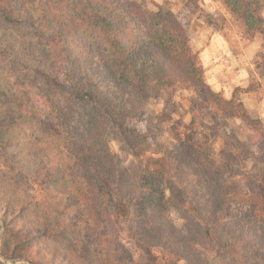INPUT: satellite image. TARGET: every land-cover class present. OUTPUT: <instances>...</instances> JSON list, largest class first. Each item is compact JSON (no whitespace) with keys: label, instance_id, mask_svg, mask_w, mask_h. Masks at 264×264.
Here are the masks:
<instances>
[{"label":"trees","instance_id":"16d2710c","mask_svg":"<svg viewBox=\"0 0 264 264\" xmlns=\"http://www.w3.org/2000/svg\"><path fill=\"white\" fill-rule=\"evenodd\" d=\"M221 1L242 22L245 37L264 34L259 0ZM106 11L110 15H99ZM70 34L78 36V56L67 40ZM189 42L185 25L173 12H151L131 0H0V57L17 59L21 46L22 66L36 77L33 84L40 78L52 87L46 90L47 113L30 111V124L61 139L67 153L63 180L80 186L77 198L95 215V225L114 235L116 215L129 206L140 240L168 252L174 261L213 264L212 258H222L231 248L228 253L236 259L223 258L220 264H264V128L242 103L211 89ZM32 54L39 57L32 59ZM178 85L255 132L256 148L247 155L261 170L248 181L246 207L230 204L195 139L174 144L166 153L175 173L195 179L194 191L203 204L188 203L185 189L164 172L121 169L110 137L135 155L150 137L130 123L142 119L146 103L163 87ZM173 211L184 219L182 229L175 225Z\"/></svg>","mask_w":264,"mask_h":264},{"label":"rangeland","instance_id":"374dc122","mask_svg":"<svg viewBox=\"0 0 264 264\" xmlns=\"http://www.w3.org/2000/svg\"><path fill=\"white\" fill-rule=\"evenodd\" d=\"M131 1L151 12L159 8L173 12L188 31L206 83L224 99L242 103L264 128V34L245 37L244 25L221 0ZM259 1L264 19V0ZM108 12L99 15L108 16ZM118 34L123 40V30ZM67 37L78 56V36ZM55 48L54 43V52ZM16 52L17 59L0 57V88L6 91L5 97L0 94V264H187L146 246L136 235V219L129 206L127 212L123 207L116 215L119 229L114 235L95 225V215L77 198L80 186L63 180L67 153L61 139L30 124V111L47 113L46 90L52 87L40 78L33 84L36 77L22 66L26 57L21 46ZM60 78L67 80L64 75ZM130 126L150 139L132 155L110 137L122 170L164 172L165 178L185 189L188 203L203 204L194 191L195 179H187L182 171L175 173L166 153L174 144L195 139L208 170L224 184L230 204L234 208L248 205V181L261 168L247 155L256 148V134L241 120L226 118L193 90L178 85L163 87L158 97L146 103L142 119ZM172 218L182 229L184 219L174 211ZM230 250L222 258H212V263L235 260Z\"/></svg>","mask_w":264,"mask_h":264}]
</instances>
